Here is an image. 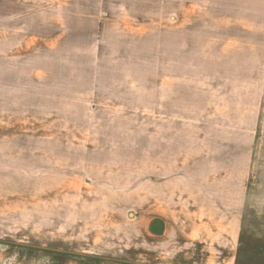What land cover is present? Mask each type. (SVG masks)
Here are the masks:
<instances>
[{"label":"rangeland","instance_id":"1","mask_svg":"<svg viewBox=\"0 0 264 264\" xmlns=\"http://www.w3.org/2000/svg\"><path fill=\"white\" fill-rule=\"evenodd\" d=\"M0 8V264H264V0ZM195 190L239 197L233 250L135 231Z\"/></svg>","mask_w":264,"mask_h":264},{"label":"crops","instance_id":"2","mask_svg":"<svg viewBox=\"0 0 264 264\" xmlns=\"http://www.w3.org/2000/svg\"><path fill=\"white\" fill-rule=\"evenodd\" d=\"M1 11L2 10L0 8V17L2 16ZM194 182L199 181L194 180ZM214 183H216V181ZM212 192L216 193L217 191L212 190ZM212 192L210 193L212 194ZM194 193L196 194L193 198H188L185 202V225L183 228H179V226L176 225L178 223L176 222L177 218L175 219L173 217L174 214L171 211L163 210L165 211L164 214L154 215L146 221L139 218L137 220V225L135 226V231L137 230L142 237H145L147 240L153 242L150 244V247L152 246L153 249L159 251L165 250L167 251L166 254L169 256L170 254L179 255V252L185 250V253L183 254L186 258H192V255L194 254L192 248L193 246H196L194 241H198L200 244L203 243L201 244L202 249L204 246L211 247V245H207L206 242L201 239L202 237L204 238L207 236H204L203 234V236H200L202 231L207 232L211 230L229 231V238L225 239V237L222 236V238H224L227 242V244L222 242V246L229 247L230 244V249L233 250L237 244V237L234 236V234L236 230H239L237 224L239 223L240 218L237 211H235V208H238L240 205L239 197L236 198L237 202L235 201V197H233L235 203H232L230 207H226V201H228V198L226 201L224 198V202H220L222 205V208H220L215 202L206 197H202V194L198 190H195ZM160 198L162 197L160 196ZM178 229H183L189 232L186 234L185 242L178 243L177 240L174 239V231H179ZM231 240H233L232 243ZM147 247L150 248L149 246ZM216 247H218V245H216ZM223 258L224 257H222V262ZM194 261L192 260L190 264H193Z\"/></svg>","mask_w":264,"mask_h":264}]
</instances>
